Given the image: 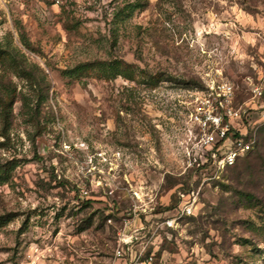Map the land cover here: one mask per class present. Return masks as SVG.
<instances>
[{
    "label": "rangeland",
    "instance_id": "rangeland-1",
    "mask_svg": "<svg viewBox=\"0 0 264 264\" xmlns=\"http://www.w3.org/2000/svg\"><path fill=\"white\" fill-rule=\"evenodd\" d=\"M123 1L0 0V46L14 56L0 93L16 96L0 116V264H113L127 220L144 226L135 248L147 242L152 264H264V124L220 177L188 165L194 116L219 84L252 124L261 116L264 0H143L120 23ZM112 57L138 66L136 80L63 74ZM191 186L195 215L158 228Z\"/></svg>",
    "mask_w": 264,
    "mask_h": 264
},
{
    "label": "built area",
    "instance_id": "built-area-1",
    "mask_svg": "<svg viewBox=\"0 0 264 264\" xmlns=\"http://www.w3.org/2000/svg\"><path fill=\"white\" fill-rule=\"evenodd\" d=\"M54 1L59 2L60 0ZM215 92L217 94L216 105L204 107L202 112L194 116L199 131L193 135L192 145L188 151V165L197 171H202L207 176L206 179L220 177V173L248 154L255 146L257 129L264 124V99L258 106V109H261V116L257 122L252 124L248 110L237 111L229 106L234 94L231 84L221 83ZM252 92L255 98H262L264 95L260 85H253ZM235 117H244L247 124L243 126L238 124L239 126L236 127L231 122V119ZM200 188L191 186L184 191H179L180 202L174 215L165 218L158 228H176L181 218L195 215ZM131 225L132 222L127 220L118 232L114 252L115 260L123 264H152L154 253L148 251L147 242L143 243L140 249L135 248L139 238L138 234L144 226L131 228Z\"/></svg>",
    "mask_w": 264,
    "mask_h": 264
},
{
    "label": "trees",
    "instance_id": "trees-1",
    "mask_svg": "<svg viewBox=\"0 0 264 264\" xmlns=\"http://www.w3.org/2000/svg\"><path fill=\"white\" fill-rule=\"evenodd\" d=\"M146 5V2L143 0H124L121 6H118L115 10L114 17L117 20V22H125L129 18H131L134 14V12L137 9L143 8ZM21 41L22 44L26 48H30L31 44L30 41L27 39L25 34H21ZM10 58L14 59L13 53L7 52L0 46V63L2 60L5 58V56H8ZM139 68L138 66H135V64L126 61L123 58L119 57H112V58H107V59H97L94 61H88L84 63H79L78 65L74 66L73 68H67L63 70V74L69 78L73 79L79 75H82L83 73H89V71H93V75L99 78H104V79H115L117 77H122L126 80L129 81H135V74H136V69ZM24 72L27 74L28 78L30 80L35 79V75L31 70H26L24 69ZM139 72L141 70L139 69ZM36 81V80H35ZM83 85H85V82H82ZM42 89L37 90V98H40L42 94ZM15 95L13 93L7 92L6 94H1L0 93V116L3 119H6L9 116V110H11L13 103L15 102ZM22 101V107L23 109L31 107L28 101L26 100L25 96H22L21 99ZM32 110V108H30ZM255 147V146H254ZM254 148L248 153L250 154ZM248 154H246L244 157L240 158L235 165L228 167L225 171L228 169H231L235 167L238 162L245 158ZM4 180H0V184L3 183Z\"/></svg>",
    "mask_w": 264,
    "mask_h": 264
},
{
    "label": "crops",
    "instance_id": "crops-1",
    "mask_svg": "<svg viewBox=\"0 0 264 264\" xmlns=\"http://www.w3.org/2000/svg\"><path fill=\"white\" fill-rule=\"evenodd\" d=\"M152 243H154V242H152ZM164 258V257H163ZM113 264H123L122 262H120V261H118V260H115L114 262H113Z\"/></svg>",
    "mask_w": 264,
    "mask_h": 264
}]
</instances>
